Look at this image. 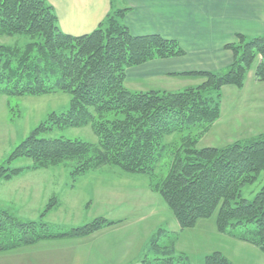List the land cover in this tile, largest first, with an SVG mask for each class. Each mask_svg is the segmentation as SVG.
I'll return each instance as SVG.
<instances>
[{
    "label": "trees",
    "instance_id": "obj_1",
    "mask_svg": "<svg viewBox=\"0 0 264 264\" xmlns=\"http://www.w3.org/2000/svg\"><path fill=\"white\" fill-rule=\"evenodd\" d=\"M127 10L108 15L89 33L72 35L60 28L46 0H0V35L30 37L23 46L0 43V94L71 95L67 110L51 112L14 149L0 166V181L24 171L9 165L20 157L33 159V169L71 160L76 173L110 165L152 177L169 157L167 171L152 186L181 228L215 216L221 232L264 253V185L252 199L242 195L264 170V132L220 147L199 146L220 118L224 86L242 88L251 70L264 82V35L237 34L236 41L226 45L234 59L224 70L180 74L201 78L198 85L179 91H133L126 86L129 68L185 51L176 39L133 35L122 22ZM84 125L92 127L97 143L43 136L54 128ZM178 133L184 135L181 143L167 145L166 138ZM0 218V252L46 238L87 236L117 223L98 217L66 232L48 233L49 224L24 222L6 210H0ZM163 234L161 229L151 237L141 264H192L187 254L161 244ZM198 264L233 263L216 251Z\"/></svg>",
    "mask_w": 264,
    "mask_h": 264
},
{
    "label": "rangeland",
    "instance_id": "obj_2",
    "mask_svg": "<svg viewBox=\"0 0 264 264\" xmlns=\"http://www.w3.org/2000/svg\"><path fill=\"white\" fill-rule=\"evenodd\" d=\"M58 24L62 29L59 19ZM29 40L28 35H0V43L8 45L23 46ZM162 83L166 90L178 91L192 81L166 77ZM135 85L126 82V86L132 90L159 88L147 81H139V89ZM235 89L230 93L226 90L225 97L222 95L221 118L211 127V132L201 138L200 147L209 143L221 145L229 142L228 140L259 134L262 128L257 125L245 123L234 126V122L239 124L234 115L246 116L254 112L257 103L254 101L261 95L264 97V82L247 81L245 88L240 90L235 86ZM70 101L71 95L62 91L41 96L0 94V166L7 163L14 149L51 112L67 110ZM225 132L229 134L225 135ZM43 136L98 142L90 125L54 128ZM183 136L174 134L168 136L165 142L170 147H177ZM167 160L169 157L162 161V167L157 169L153 177L127 173L110 165L76 173L75 161L71 160L36 169L32 168L34 161L31 158L11 160L9 165L24 168L20 173L24 175L0 181V204L11 202L16 210L13 214L20 220L47 223L50 226L45 229L48 233L66 232L98 217L117 221L87 236H65L63 239L66 240L52 243V247L41 246L33 253L25 254L29 257L23 260L24 264H141L146 244L161 229L164 231L161 244L173 245L178 253L187 254L192 264L202 262L205 256L216 251L221 252L233 264H264V253L256 245L221 232L215 216L199 219L186 228L179 226L172 210L152 186L153 181L161 178L167 171ZM48 177H54L49 189ZM263 185L264 170L254 183L242 189L243 197L252 199ZM52 190L56 192L43 196L44 192ZM18 194L23 201H27V205H22L23 208L14 203ZM61 197L64 202L59 205ZM2 220L0 218V223H3ZM150 257L154 255L150 254ZM0 264H6L3 258H0Z\"/></svg>",
    "mask_w": 264,
    "mask_h": 264
},
{
    "label": "crops",
    "instance_id": "obj_3",
    "mask_svg": "<svg viewBox=\"0 0 264 264\" xmlns=\"http://www.w3.org/2000/svg\"><path fill=\"white\" fill-rule=\"evenodd\" d=\"M46 2L54 7L63 31L72 35L89 33L96 29L108 15L127 8L122 22L133 35L158 34L178 40L185 51L184 55L153 59L127 70L126 82L135 83L138 89L141 87L139 81H147L149 84L158 85L159 88L154 89L166 90L162 83L166 77L192 81L188 86L198 85L202 82L201 78L180 74L192 71L224 70L234 59L233 52L226 48V45L235 42L237 34L264 35V0H46ZM247 81H259L255 77L254 70L248 73L242 88H245ZM226 90L230 93L236 89L232 85L224 86L222 88L224 97ZM262 96L254 101L257 103L252 114L234 115L239 122V124L234 122V126L248 123L262 128L259 133L264 132V97ZM211 130L212 128L202 138ZM228 134L225 132V135ZM228 141L221 145L209 143L206 146L220 147L235 140ZM23 175L24 173L14 177L19 178ZM53 178L48 177V189L54 181ZM55 192V190L44 192L43 196H50ZM21 198L22 196L18 194L14 203L23 208L22 205H27V201ZM63 202L64 198L61 197L59 205ZM13 206L11 202L0 204L1 209H9L8 211L16 213ZM106 217L108 218V215ZM63 238H46L30 246L2 251L0 258H3L6 264H24L23 260L29 257L25 254L29 255L41 246L52 247L54 245L52 243L66 240Z\"/></svg>",
    "mask_w": 264,
    "mask_h": 264
}]
</instances>
